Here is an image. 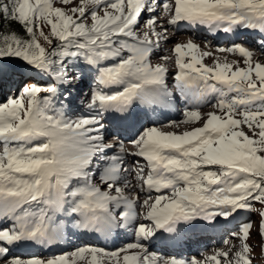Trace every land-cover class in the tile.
<instances>
[{"label": "snow or ice", "instance_id": "obj_1", "mask_svg": "<svg viewBox=\"0 0 264 264\" xmlns=\"http://www.w3.org/2000/svg\"><path fill=\"white\" fill-rule=\"evenodd\" d=\"M0 21V264H253L251 220L229 233L238 244L202 261L159 256L149 242L241 211L258 212L264 239V63L234 42L217 51L238 53L244 67L207 65L212 54L196 55L191 38L174 44L171 65L173 56L152 57L182 23L264 34V0H0ZM89 72L88 114L70 116ZM174 93L182 120L141 124L131 148L118 133L108 141L105 113L138 121L137 105L155 111ZM205 105L215 110L202 115ZM181 124L200 126L163 130ZM121 231L134 239L114 250L14 254L69 232Z\"/></svg>", "mask_w": 264, "mask_h": 264}, {"label": "bare ground", "instance_id": "obj_2", "mask_svg": "<svg viewBox=\"0 0 264 264\" xmlns=\"http://www.w3.org/2000/svg\"><path fill=\"white\" fill-rule=\"evenodd\" d=\"M172 32H175L176 34L172 37V39L170 40V42H168L167 44H162L161 45V49L158 50L156 53H154L152 60L153 63L156 62H163L159 60L160 56H173V53L171 51V49L173 48L175 43H187L189 38H183V36H188L190 37L194 43L198 44L200 46L199 50L195 53L196 55H200V53L202 52H210L212 55L211 56H205L203 57V63L207 64V65H213L214 60H219V62L223 63V62H228V63H232L233 61H237L238 65L234 64L233 67L235 68L236 66L239 67H244V60L242 57L239 56V54H234V53H227V52H219L217 51L218 48H227L229 47L232 43L224 41V40H216L213 37L206 35V34H194L192 32V30H190L188 27L186 26H179L178 28L176 27H170L169 28V33L171 35ZM199 39H203V40H199ZM252 36H246L243 37L242 39H240L239 41L235 42V43H242L245 47H248L251 51H253V57L252 60L253 62H259V63H264V55L261 54V52L259 51L260 46L255 45L254 43H252ZM169 46V47H168ZM174 62V56H173V61H169V65H171ZM171 71V68H170ZM88 73H86L87 75ZM91 74V73H90ZM93 74V73H92ZM91 74V75H92ZM90 78V77H89ZM92 79V78H91ZM169 83L171 85V76H169ZM83 83H80L81 87L77 88V92L75 93L76 96L72 97V104L74 103V105L76 104L77 100L80 98V94H82L81 91H83V89L85 88V85ZM93 84V83H92ZM80 90V91H79ZM114 89H105V91H110ZM80 95V96H79ZM86 98V97H85ZM173 102L179 107V113L176 117H174L173 119L168 120L167 122H163V124H166L170 121H180L183 119V110H184V103L182 100L179 99L178 94L174 93V97H173ZM75 110L72 108V111ZM215 109H213L212 107L205 105L204 107L201 108V113L206 114L209 111H214ZM220 114V113H217ZM112 116L109 118L111 119ZM157 124H161V123H157ZM149 126V125H146ZM193 126H200L199 124L197 125H183L181 124L179 126V128H164V131H183L186 128L190 129ZM104 134L107 136V139L109 142L112 141L113 136L117 133H112L111 131H107L105 129ZM135 133L132 136H129L127 138H123L120 137L121 139H123L125 147L127 148H131V145L129 144V140L134 138ZM133 183H135V180H132ZM243 217L242 216H238V220H242ZM240 222V221H239ZM238 222V223H239ZM234 228H236L235 226L231 227V228H226L223 233L222 236L218 239V241L216 243L210 242L208 243V245L206 246V248L201 252L200 255L198 254H190V256L193 257H205V256H209L208 253H210L211 255L214 254V252L216 250H227L229 247H231V245L234 243L231 240H229L228 244L224 243L225 237L231 232V230H234ZM230 231V232H229ZM75 234H81L82 236L79 237V239L75 242L72 243L70 245V247L67 248H61L59 250H51L48 252H42L40 250V246H30V249L28 251H26L25 253H21L18 252L17 249L15 250L14 254L22 256V257H29V256H38V257H48L54 254H59V253H63V252H70L72 251L75 247L81 246V245H95V246H100L99 242L97 240H95V234H91V233H82V232H69L68 233V237H72ZM227 234V235H226ZM226 235V236H225ZM118 236H124L125 240L127 242H131L134 237L131 235V233L129 232H125V231H121ZM200 239L202 238H206L209 239L210 237H208L206 234L200 235L199 236ZM211 240V239H209ZM65 241V240H64ZM61 241V242H64ZM69 241V239L67 240ZM125 243H122L125 244ZM121 245V246H122ZM120 246H116L114 248H118ZM149 250L151 252L156 253L159 256H163V257H177V258H184L182 257V252L179 249H168L162 246H159L158 244H155L154 241L149 242ZM185 259H189V258H185ZM223 264V262H222Z\"/></svg>", "mask_w": 264, "mask_h": 264}, {"label": "rangeland", "instance_id": "obj_3", "mask_svg": "<svg viewBox=\"0 0 264 264\" xmlns=\"http://www.w3.org/2000/svg\"><path fill=\"white\" fill-rule=\"evenodd\" d=\"M69 7H71V5H69ZM186 37L187 38H190L188 36H183V38H186ZM199 40H203V39H199ZM90 73L91 72H89L87 74V76L90 77L89 78L90 79V82H93V80L91 78L95 75V73H93V74L91 73L92 75ZM37 80H39V77H37ZM88 90L90 91V88H88ZM86 91H84V93L80 94L81 96L79 95L80 98L77 100V102H76L75 105H74V103L71 105V110H69V112H68V114L70 116L71 115H84V114H88V109L86 107H84V105L81 103L82 100H85L87 98L86 95H85V92ZM110 91H113V90H110ZM1 96L3 97L2 94H1ZM66 108H67V106H66ZM72 108L75 109V110L72 111ZM109 116H110V112L104 114V118H107ZM237 118H239V117H237ZM243 130L245 132H248V129L246 127H243ZM249 134H251V133H249ZM255 207L256 208H259L260 205L259 204H256ZM236 216H242L243 219L240 220V222L238 224H236V226H235L236 228H234V230H237L241 224L246 223L249 220H251L253 227H252L251 232H250V239H249L248 243L253 248L252 253H251L252 260H253V264H264V252H262V250H261L262 249V245H264V239L261 238L260 233H259V220H260V217H259L258 212H256V211H252V212L241 211ZM234 230H231V232L234 231ZM225 239H229L232 242H234L235 244H238L239 243L237 240L231 239L229 237V234L225 237ZM208 255L211 256L210 253H208ZM194 258H201V260L204 259L201 256L200 257H194Z\"/></svg>", "mask_w": 264, "mask_h": 264}, {"label": "trees", "instance_id": "obj_4", "mask_svg": "<svg viewBox=\"0 0 264 264\" xmlns=\"http://www.w3.org/2000/svg\"><path fill=\"white\" fill-rule=\"evenodd\" d=\"M0 23H3V21H0ZM11 28L14 29V30H16L17 32H22L21 26L18 25V24H16V23H12L11 24ZM0 99H1L0 101L3 100V97L1 96V94H0Z\"/></svg>", "mask_w": 264, "mask_h": 264}]
</instances>
